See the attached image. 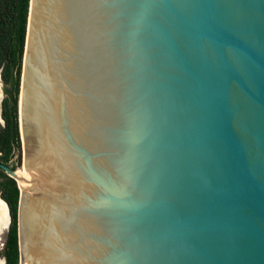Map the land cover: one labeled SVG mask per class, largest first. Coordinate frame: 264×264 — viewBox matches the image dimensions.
<instances>
[{
	"label": "water",
	"instance_id": "water-1",
	"mask_svg": "<svg viewBox=\"0 0 264 264\" xmlns=\"http://www.w3.org/2000/svg\"><path fill=\"white\" fill-rule=\"evenodd\" d=\"M19 126L20 264H264V0H30Z\"/></svg>",
	"mask_w": 264,
	"mask_h": 264
},
{
	"label": "trees",
	"instance_id": "trees-1",
	"mask_svg": "<svg viewBox=\"0 0 264 264\" xmlns=\"http://www.w3.org/2000/svg\"><path fill=\"white\" fill-rule=\"evenodd\" d=\"M30 0H0V71L10 86L3 102L4 126L0 128V162L9 164L21 149L19 94L23 70ZM11 165V164H10ZM14 168L16 165H12ZM1 197L8 203L11 223L0 257L6 264H20L18 210L20 189L15 179L0 168Z\"/></svg>",
	"mask_w": 264,
	"mask_h": 264
},
{
	"label": "rangeland",
	"instance_id": "rangeland-1",
	"mask_svg": "<svg viewBox=\"0 0 264 264\" xmlns=\"http://www.w3.org/2000/svg\"><path fill=\"white\" fill-rule=\"evenodd\" d=\"M10 88L8 84H6L2 78V73L0 71V128L4 126L5 120L3 118V102L4 99L7 97V90ZM20 98V94H19ZM21 145H22V139H21ZM9 164L11 165H16L17 169H23L24 167V150H23V145L21 146L20 150L15 151V156L13 159L9 161ZM0 195H1V190H0ZM9 227H7L3 233L0 235V250L3 248L4 241H5V236L8 231ZM5 258L3 256L0 257Z\"/></svg>",
	"mask_w": 264,
	"mask_h": 264
},
{
	"label": "bare ground",
	"instance_id": "bare-ground-1",
	"mask_svg": "<svg viewBox=\"0 0 264 264\" xmlns=\"http://www.w3.org/2000/svg\"><path fill=\"white\" fill-rule=\"evenodd\" d=\"M18 174L23 179L19 180V184L21 188L23 189L24 181L26 177V168L19 169L18 168ZM10 221V215H9V209L6 204V202L0 197V235L3 233V231L8 227ZM0 264H5L4 259H0Z\"/></svg>",
	"mask_w": 264,
	"mask_h": 264
},
{
	"label": "flooded vegetation",
	"instance_id": "flooded-vegetation-1",
	"mask_svg": "<svg viewBox=\"0 0 264 264\" xmlns=\"http://www.w3.org/2000/svg\"><path fill=\"white\" fill-rule=\"evenodd\" d=\"M0 163H4V162H0Z\"/></svg>",
	"mask_w": 264,
	"mask_h": 264
}]
</instances>
